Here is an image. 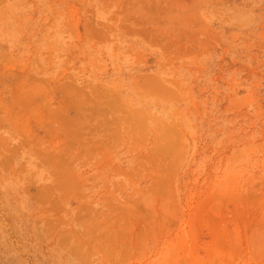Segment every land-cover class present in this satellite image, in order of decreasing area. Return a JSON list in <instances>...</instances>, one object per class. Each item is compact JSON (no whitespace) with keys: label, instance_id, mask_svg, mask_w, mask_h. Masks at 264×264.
<instances>
[{"label":"rangeland","instance_id":"rangeland-1","mask_svg":"<svg viewBox=\"0 0 264 264\" xmlns=\"http://www.w3.org/2000/svg\"><path fill=\"white\" fill-rule=\"evenodd\" d=\"M0 264H264V0H0Z\"/></svg>","mask_w":264,"mask_h":264}]
</instances>
